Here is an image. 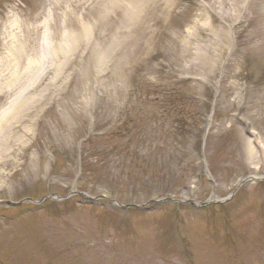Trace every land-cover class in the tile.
Listing matches in <instances>:
<instances>
[{
  "label": "rangeland",
  "instance_id": "1",
  "mask_svg": "<svg viewBox=\"0 0 264 264\" xmlns=\"http://www.w3.org/2000/svg\"><path fill=\"white\" fill-rule=\"evenodd\" d=\"M0 148V264H264V0H0Z\"/></svg>",
  "mask_w": 264,
  "mask_h": 264
},
{
  "label": "bare ground",
  "instance_id": "2",
  "mask_svg": "<svg viewBox=\"0 0 264 264\" xmlns=\"http://www.w3.org/2000/svg\"><path fill=\"white\" fill-rule=\"evenodd\" d=\"M157 8H158V6H156ZM156 7H153L154 9H156ZM152 8V9H153ZM6 151V150H5ZM8 152V151H7ZM1 153H4V149H2V148H0V154ZM14 153V150L13 151H11L10 153H9V155H12Z\"/></svg>",
  "mask_w": 264,
  "mask_h": 264
},
{
  "label": "water",
  "instance_id": "3",
  "mask_svg": "<svg viewBox=\"0 0 264 264\" xmlns=\"http://www.w3.org/2000/svg\"><path fill=\"white\" fill-rule=\"evenodd\" d=\"M189 203H192V202H189ZM7 204H11V203H7ZM206 203H202V204H200V206H204ZM11 205H13V204H11Z\"/></svg>",
  "mask_w": 264,
  "mask_h": 264
}]
</instances>
